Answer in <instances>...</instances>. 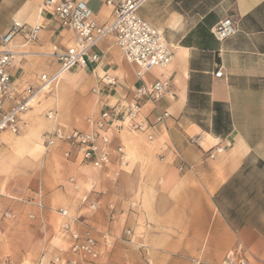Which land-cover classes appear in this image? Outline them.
<instances>
[{
    "label": "crops",
    "instance_id": "1",
    "mask_svg": "<svg viewBox=\"0 0 264 264\" xmlns=\"http://www.w3.org/2000/svg\"><path fill=\"white\" fill-rule=\"evenodd\" d=\"M85 1L94 21H110L113 8L105 0ZM42 2L0 0V34L14 21L22 25L12 41L19 53L11 68L18 95L36 88L41 74L55 73L60 63L53 54L76 41ZM137 14L173 47L166 67L139 78L115 35L107 34L89 50L98 62L63 73L53 92L20 116L16 133H0L1 205L15 214L0 220V240L13 232L22 237L8 226L31 224L35 251L17 252L38 254L41 264L58 256L64 264L73 256L57 210L66 209L87 219L98 240V231L118 237L129 229L155 264H222L229 251L242 253L247 264H264V0H141ZM227 17L235 33L219 42L212 28ZM35 23L37 38L25 44ZM154 80L169 83L158 100L137 96L141 84ZM132 101L141 105L146 129L134 130L126 118ZM54 109L60 126L81 131L111 112L110 162L94 168L61 141L46 148L43 135L53 126L46 113ZM158 112L168 117L155 124ZM215 147L222 151L208 157ZM6 248L0 244V257Z\"/></svg>",
    "mask_w": 264,
    "mask_h": 264
},
{
    "label": "built area",
    "instance_id": "2",
    "mask_svg": "<svg viewBox=\"0 0 264 264\" xmlns=\"http://www.w3.org/2000/svg\"><path fill=\"white\" fill-rule=\"evenodd\" d=\"M141 0H105V4L113 8V15L106 24H98L92 18V10L85 0H43L42 6L51 10L59 23L72 29L75 33V43L65 51L55 52L53 57L60 63L59 69L48 76L41 74L40 83L36 88L25 87L22 94L16 93V87L12 80L11 68L15 57L19 54L14 50L12 41L19 33L22 25L19 22H12L10 27L0 34V133L9 130L17 132V122L20 116L39 104L48 94L53 92L61 75L74 66L85 67L89 63L98 62L96 54H89V50L96 45L107 34H114L116 44L121 49L125 60L137 67V76L152 68H164L173 58V47L167 44L162 35L137 14ZM40 25L33 24L25 40V44L36 40ZM235 33V27L230 17L217 22L212 28V34L219 42ZM221 75L218 70L214 74ZM169 86L166 80H154L148 84H141L137 90V96H146L151 101L158 100ZM112 107V111H113ZM141 105L132 101L127 104L126 118L131 122L134 130L146 129L143 121L139 120ZM111 112L103 111L98 118L90 120L92 129L81 131L60 126L57 122L56 109L48 111L46 118L53 122L51 130L43 135L45 147L53 146L57 141L69 144L82 158L94 168H102L110 162L108 145L110 138L106 133L108 118ZM168 117L167 112H158L153 123L162 122ZM117 128V127H116ZM152 140L151 134L147 135ZM197 138L191 139L196 142ZM169 146L162 145L166 151ZM122 156V150L117 148ZM221 147L209 149L208 157L212 158L215 153L221 152ZM68 156V152L64 154ZM121 164L124 161L120 160ZM186 167L184 162L179 164V169ZM69 181L74 183L73 178ZM39 209L42 203L37 199L35 202ZM133 205V203H131ZM94 209L93 203L89 204ZM112 209V207H110ZM57 213L65 218L61 225V231L69 240L68 251L73 256L64 264H77L80 259L96 260L99 257V244L101 248H109L112 245V236L108 231H98L99 239L94 235V229L88 220L79 216H69L66 209H58ZM33 218L32 215L29 216ZM114 214L110 215L113 219ZM15 214L1 205L0 195V220H10ZM74 225L83 226L79 230ZM127 235L131 234L128 229ZM45 264H61L60 257H54ZM222 264H247L246 258L239 251H229Z\"/></svg>",
    "mask_w": 264,
    "mask_h": 264
},
{
    "label": "rangeland",
    "instance_id": "3",
    "mask_svg": "<svg viewBox=\"0 0 264 264\" xmlns=\"http://www.w3.org/2000/svg\"><path fill=\"white\" fill-rule=\"evenodd\" d=\"M22 226V227H21ZM21 231L23 232L17 238L13 237V233L8 234L6 240H0V244L5 245L7 248L6 255L0 257V264H19L21 260L28 262L29 264H41V256L38 254L30 253L21 255L17 251L27 250L28 252L33 250L36 245V228L31 224H22L19 227L13 225L8 226L6 230ZM124 229L118 237H112V245L109 248L102 247V255L96 261H79L77 264H155L154 261H149V256H144L141 253L139 244L133 243L129 235L125 233ZM30 232V233H29ZM50 257L47 262L51 259ZM158 259V256H156ZM36 260V261H34ZM45 261V262H46ZM46 262V263H47Z\"/></svg>",
    "mask_w": 264,
    "mask_h": 264
}]
</instances>
